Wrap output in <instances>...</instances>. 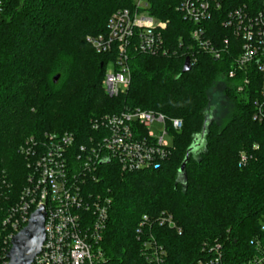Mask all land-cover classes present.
Masks as SVG:
<instances>
[{"label":"trees","instance_id":"16d2710c","mask_svg":"<svg viewBox=\"0 0 264 264\" xmlns=\"http://www.w3.org/2000/svg\"><path fill=\"white\" fill-rule=\"evenodd\" d=\"M132 1L4 0L0 176L13 192L23 188L30 168L22 148L31 138L43 144L47 134L72 133L78 144L88 143L97 135L94 120L134 108L181 119L183 128L172 131L173 150L158 168L126 172L111 161L100 167L99 183L88 185L90 193L112 200L103 264H152L144 240L153 237L165 252L163 264H195L218 255L221 264H247L264 239V123L254 119L262 77L255 66L235 67L236 49L219 58L201 50L192 35L197 25L177 9L180 0H151L150 14L167 23V53L131 51L130 88L109 97L103 80L116 52L98 53L88 38L107 33L111 14ZM220 1L221 11L206 22L208 36L219 45L228 37L233 46L231 31L222 25L228 12L264 0ZM187 57L192 69L183 73ZM205 126L203 143L181 172ZM163 213L176 226L157 222ZM145 215L153 222L141 234Z\"/></svg>","mask_w":264,"mask_h":264},{"label":"built area","instance_id":"2783aa9c","mask_svg":"<svg viewBox=\"0 0 264 264\" xmlns=\"http://www.w3.org/2000/svg\"><path fill=\"white\" fill-rule=\"evenodd\" d=\"M151 6V0H133L131 7L111 14L107 33L88 38L96 52H116V60L108 64L103 80L109 97H118L130 88L131 51L167 53L162 34L167 23L150 14ZM177 9L185 20L197 25L192 35L201 50L219 58L225 51L236 49V68L246 70L255 66L262 77V88L254 119L264 123V1L259 7L244 4L228 12L222 25L231 31L233 46L228 37L219 45L208 36L206 22L221 11L220 0H180ZM3 10L4 0H0V18ZM230 74L234 76L235 71ZM155 123L161 124L157 132L150 128ZM183 125L181 119L169 120L161 112L134 108L94 120L92 126L97 135L88 143L78 144L72 133L47 134L43 144L29 139L22 150L29 159L30 172L16 203L3 204L10 198L12 184L6 176H0V264H9L13 237L27 226L32 213L41 206L46 209V239L33 264L105 263L102 242L112 200L100 193H90L88 185L99 183L100 167L110 164H102L107 159L126 172L158 168L173 150L174 144L167 136L174 138L172 131L181 130ZM245 162L243 157L239 166ZM152 222L145 215L139 233ZM157 222L176 226L174 218L166 213ZM256 244L258 254L247 264H264V239ZM144 245L147 260L163 264L165 252L154 237L144 240ZM195 264H221V256L201 259Z\"/></svg>","mask_w":264,"mask_h":264},{"label":"water","instance_id":"95a60500","mask_svg":"<svg viewBox=\"0 0 264 264\" xmlns=\"http://www.w3.org/2000/svg\"><path fill=\"white\" fill-rule=\"evenodd\" d=\"M192 69L191 60L186 58L183 66V73L189 72ZM59 76L55 78L57 81ZM206 126L201 135L194 141L189 149V153L185 162L181 167V172H184L186 162L189 159L190 152L199 147L206 135ZM110 163V160H104L102 164ZM186 177V174L184 173ZM46 209L44 206L37 208L31 215L29 223L26 227L20 230L12 239V247L8 253L9 264H33L36 256L41 252L42 246L46 239L45 231Z\"/></svg>","mask_w":264,"mask_h":264},{"label":"rangeland","instance_id":"374dc122","mask_svg":"<svg viewBox=\"0 0 264 264\" xmlns=\"http://www.w3.org/2000/svg\"><path fill=\"white\" fill-rule=\"evenodd\" d=\"M106 94V93H105ZM160 126H161V124H157V123H155V124H153L152 125V127H150V128H152V130H154V131H158V128H160ZM167 138H168V140L171 142V143H173V138L172 137H170L169 135L167 136ZM20 191H21V189H20ZM19 191V192H20ZM16 193L15 191L13 192V190H12V194L10 195V198L9 199H7V200H5V202H3V204L5 205V206H8V205H11V204H14V203H16L17 201H18V197H19V194L20 193Z\"/></svg>","mask_w":264,"mask_h":264}]
</instances>
